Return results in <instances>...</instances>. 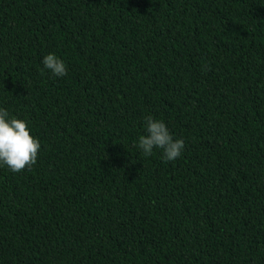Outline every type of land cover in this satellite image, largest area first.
I'll use <instances>...</instances> for the list:
<instances>
[{
  "label": "trees",
  "instance_id": "trees-1",
  "mask_svg": "<svg viewBox=\"0 0 264 264\" xmlns=\"http://www.w3.org/2000/svg\"><path fill=\"white\" fill-rule=\"evenodd\" d=\"M0 107V264H264V0H0Z\"/></svg>",
  "mask_w": 264,
  "mask_h": 264
},
{
  "label": "clouds",
  "instance_id": "clouds-1",
  "mask_svg": "<svg viewBox=\"0 0 264 264\" xmlns=\"http://www.w3.org/2000/svg\"><path fill=\"white\" fill-rule=\"evenodd\" d=\"M53 75L63 77L67 68L63 60L55 54H47L42 61ZM146 134L139 136L136 146L145 157L153 153L154 148L163 150V158L174 161L181 156L185 147L183 139H174L163 120L145 117ZM40 141L31 135L27 121L12 116L0 107V165L7 166L12 172H21L31 168L36 162L40 150Z\"/></svg>",
  "mask_w": 264,
  "mask_h": 264
}]
</instances>
